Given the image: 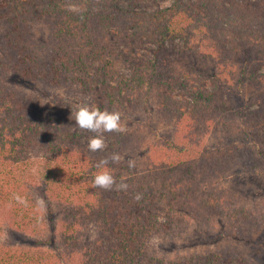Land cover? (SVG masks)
<instances>
[{"label": "trees", "instance_id": "1", "mask_svg": "<svg viewBox=\"0 0 264 264\" xmlns=\"http://www.w3.org/2000/svg\"><path fill=\"white\" fill-rule=\"evenodd\" d=\"M116 36L150 49V61L122 71L108 55ZM198 52L215 72L176 74L175 58ZM238 72L254 88L248 96L233 90ZM84 102L119 111L127 127L105 133L97 152L71 115ZM151 111L172 126L163 146L135 133L158 130L152 117L139 122ZM113 153L123 159L104 167L127 190L93 186ZM241 163L264 165V0L154 9L141 0H0V264H61L66 254L74 264H256L237 246L171 257L160 241L195 233L203 242L197 218L264 232L262 212L227 200L226 174ZM93 224L97 238L84 237Z\"/></svg>", "mask_w": 264, "mask_h": 264}, {"label": "rangeland", "instance_id": "2", "mask_svg": "<svg viewBox=\"0 0 264 264\" xmlns=\"http://www.w3.org/2000/svg\"><path fill=\"white\" fill-rule=\"evenodd\" d=\"M171 2L172 0H141V5L143 7L154 9L159 6L169 5ZM108 43L110 46L109 57L115 62V65L124 72H130V69H132L137 62L143 61L146 63L147 61H150L152 56V51L150 49L146 50L140 43L132 40H125L116 36L115 38L111 37ZM174 63L177 71L176 74H180V76L186 74L185 77H187V74L191 77L196 74L195 77H199V73L196 72L197 69L200 71L208 70L211 73H214L215 67H217L215 62L212 60L210 61V59L206 60L200 52L184 57L178 56L175 58ZM229 78H231L230 75ZM242 80L241 73L238 72L232 82L233 90L236 92L240 91L244 96H248L254 88ZM30 88H35L30 90L33 91V93H35L45 104L50 106L56 105V102L52 97L42 95L36 86L32 85ZM142 117L143 120H139L141 125H147L146 122L148 123V120H151L152 117V122L158 130H155V128H152L151 126L149 128L135 130V133L140 136L138 140L142 141L143 139H147V141H152V144L157 143L162 145L164 141H160L161 137L173 138L174 134L169 121L166 120V124L161 123L154 115L153 111H151V113L143 114ZM127 123L131 125L128 120ZM93 135L95 134L92 133L88 135L87 139H90ZM103 135L106 146L109 143V140L105 136V133ZM214 140V137H211L208 144ZM205 171L208 172V170L205 169L204 172H202L203 177L204 175H207ZM224 186L228 192V194H226L227 200L231 198L233 203L240 202V204L247 205L251 209H256L257 212H262L259 216L262 221H264V165L261 168L252 169L251 165L248 163L237 164L227 172ZM194 222L195 227H203L202 230L206 234V237L204 235L205 240L203 242H197L203 239L197 237L195 233L173 236L170 238L161 237V245L169 256L180 257L181 255L191 252L215 250L223 245H232L243 248L250 255V260L254 261L256 264H264V232L260 231L255 234H249L239 226L226 221L215 224V228L210 227L207 223L198 218L197 222L196 220H194ZM248 229H251V227ZM208 230H210V232ZM216 231H218L219 234L213 239ZM83 233L85 234L84 237L89 236L90 239H95L98 236V228L96 224H93L83 230ZM9 237L11 242L20 240V234L17 233L9 235ZM85 257H87V255H85L84 258ZM61 264L74 263L69 260V256L66 254L63 257V262H61Z\"/></svg>", "mask_w": 264, "mask_h": 264}, {"label": "clouds", "instance_id": "3", "mask_svg": "<svg viewBox=\"0 0 264 264\" xmlns=\"http://www.w3.org/2000/svg\"><path fill=\"white\" fill-rule=\"evenodd\" d=\"M71 115L74 117L77 127L95 134L88 141V149L91 152H97L104 148V133H124L127 130L126 124L121 122V113L119 111L101 110L99 107L87 102L78 103ZM122 159L118 153H113L110 157L102 159L96 166L98 171L93 177V186L104 190H127L128 184L124 181L117 183L112 173L104 167L109 161L119 163ZM127 164L129 168H135L136 166L135 161L132 159H129ZM135 198L139 200L141 196L137 194ZM16 199L19 203H27L22 197L17 196ZM36 206L38 209H45V200L43 198L37 199Z\"/></svg>", "mask_w": 264, "mask_h": 264}]
</instances>
